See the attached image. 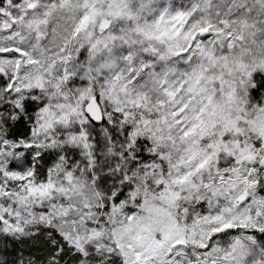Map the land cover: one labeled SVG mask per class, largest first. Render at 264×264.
I'll list each match as a JSON object with an SVG mask.
<instances>
[{
	"label": "snow or ice",
	"instance_id": "snow-or-ice-1",
	"mask_svg": "<svg viewBox=\"0 0 264 264\" xmlns=\"http://www.w3.org/2000/svg\"><path fill=\"white\" fill-rule=\"evenodd\" d=\"M0 264H264V0H0Z\"/></svg>",
	"mask_w": 264,
	"mask_h": 264
}]
</instances>
